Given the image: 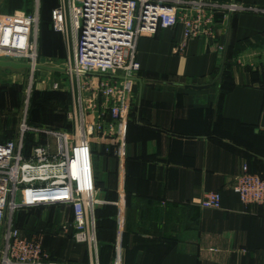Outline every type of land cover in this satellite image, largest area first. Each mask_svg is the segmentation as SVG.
Instances as JSON below:
<instances>
[{
	"label": "crops",
	"instance_id": "0c3cea01",
	"mask_svg": "<svg viewBox=\"0 0 264 264\" xmlns=\"http://www.w3.org/2000/svg\"><path fill=\"white\" fill-rule=\"evenodd\" d=\"M220 1L264 9V0ZM1 2L6 13L34 10V0L28 10L29 0ZM215 24L214 37L190 38L184 52L176 47L180 26L138 41L141 69L130 84L135 98L122 148L117 154L108 141L92 145L98 264H114L119 244L123 264H264V208L244 205L234 189L243 165L264 175V13L221 14ZM42 32L40 22L39 55L50 57ZM67 54L64 42L59 56ZM13 71L0 67V74ZM2 80L0 75V93ZM1 100L0 114L8 110ZM64 117L40 124L25 114L23 120L73 133V123L67 117L68 127ZM19 137L20 129L0 121V142ZM45 138L26 133L22 153L28 156ZM49 140L55 151L54 138ZM210 191L221 192V208L198 204ZM120 206L125 210L121 234ZM14 224L28 237H43L54 260L96 264L87 244L72 237L69 207L22 209L14 213ZM6 229L0 227V263Z\"/></svg>",
	"mask_w": 264,
	"mask_h": 264
},
{
	"label": "built area",
	"instance_id": "2783aa9c",
	"mask_svg": "<svg viewBox=\"0 0 264 264\" xmlns=\"http://www.w3.org/2000/svg\"><path fill=\"white\" fill-rule=\"evenodd\" d=\"M40 9L41 0H34L32 12H0V59L29 63L33 68L42 64ZM243 11L264 13L258 7L220 0H58L51 12L52 27L67 47L68 54L59 67L65 69L74 95L73 109L68 112L74 132L31 126L24 119L19 140L0 142V227L7 225L0 264H72L52 259L40 235L28 237L13 227L17 210L53 204L71 208L72 237L87 244L98 264L92 145L108 141L117 154L122 148L134 106L130 84L141 69L139 39L180 26L182 38L176 47L184 52L188 39L215 36L218 15ZM62 86L59 79L53 83L55 90H62ZM28 132L43 133L46 138L26 156L22 150ZM49 137L54 138L55 151ZM234 189L244 205L264 208V175L243 165ZM198 204L219 209L222 194L210 191ZM124 216L120 206V234ZM114 264H123L120 244L116 245Z\"/></svg>",
	"mask_w": 264,
	"mask_h": 264
},
{
	"label": "rangeland",
	"instance_id": "374dc122",
	"mask_svg": "<svg viewBox=\"0 0 264 264\" xmlns=\"http://www.w3.org/2000/svg\"><path fill=\"white\" fill-rule=\"evenodd\" d=\"M5 1L7 3V0ZM30 3L31 0L26 4L27 8L24 9H30ZM54 4L55 1L50 6L52 7ZM1 5L0 7L4 8H1L0 11L7 12L8 8L5 7V3L1 2ZM51 27L52 25L49 24L48 28L51 29ZM41 36L43 37V50L46 54L50 55V57L40 58L42 64H46L48 61L45 58H48L51 62H54L52 63L53 65H61L65 57L64 55L60 57L59 54L60 51L64 50V42L57 41L56 35H53V33H45ZM0 75L4 83L3 90L0 93V96H3L1 103L2 101L4 103L5 100L8 109L6 113L0 114V121L2 122L4 120L5 125L11 129H20L25 114L28 115L30 121L46 124L51 123L49 119L54 117L57 118L55 119L56 121L59 120L58 117L63 119L64 115L66 117L68 111H72L73 109V104L72 102L70 103L71 95L69 93L71 92L73 94V92L68 87L69 79L65 73L43 69L36 70L33 73L32 70L24 69L11 73L2 72ZM57 79L63 83L62 90L53 89V83ZM67 117L66 123L69 127ZM17 199L20 200V197L18 196Z\"/></svg>",
	"mask_w": 264,
	"mask_h": 264
},
{
	"label": "water",
	"instance_id": "95a60500",
	"mask_svg": "<svg viewBox=\"0 0 264 264\" xmlns=\"http://www.w3.org/2000/svg\"><path fill=\"white\" fill-rule=\"evenodd\" d=\"M0 67L14 69V70H24V69L42 70L43 69V70H49V71H54V72H60V73H63L65 71L64 68L56 66V65L38 64L33 68V66L29 63H23V62H18L14 60H4V59H0Z\"/></svg>",
	"mask_w": 264,
	"mask_h": 264
},
{
	"label": "trees",
	"instance_id": "16d2710c",
	"mask_svg": "<svg viewBox=\"0 0 264 264\" xmlns=\"http://www.w3.org/2000/svg\"><path fill=\"white\" fill-rule=\"evenodd\" d=\"M54 0H48L47 3H44V1L42 0L41 2V9H40V22H41V25H42V34L44 35L45 33H52L49 28H48V25L51 24L52 25V17H51V12H52V9L57 5V3L55 2V4L51 7L50 4L53 3ZM58 2V1H57ZM27 12H30V11H27ZM48 20H49V24H48ZM51 29L53 30V27H51ZM54 33H59V32H56L54 31ZM53 33V35H55ZM33 122V121H31ZM33 208V207H31ZM26 209V208H24ZM22 210V209H20ZM19 211V210H17ZM97 222V220H96ZM97 226H98V223H97ZM14 227H17L19 228L18 225H15L14 224Z\"/></svg>",
	"mask_w": 264,
	"mask_h": 264
}]
</instances>
